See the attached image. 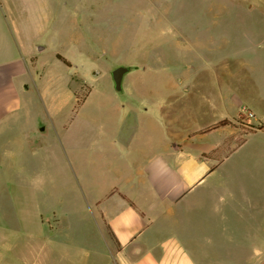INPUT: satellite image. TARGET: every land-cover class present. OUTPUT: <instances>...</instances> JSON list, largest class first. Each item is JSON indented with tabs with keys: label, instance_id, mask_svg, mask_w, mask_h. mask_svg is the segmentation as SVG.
<instances>
[{
	"label": "rangeland",
	"instance_id": "374dc122",
	"mask_svg": "<svg viewBox=\"0 0 264 264\" xmlns=\"http://www.w3.org/2000/svg\"><path fill=\"white\" fill-rule=\"evenodd\" d=\"M0 17L25 61L34 43L33 70L18 78L23 109L4 119L18 124L0 135V264H118L88 197L115 160L108 124L152 138L159 123L180 139L241 116L235 94L264 110V0H0ZM253 148L231 160L247 178ZM225 200L241 211L222 222V264H263L253 236L264 234V190Z\"/></svg>",
	"mask_w": 264,
	"mask_h": 264
},
{
	"label": "crops",
	"instance_id": "0c3cea01",
	"mask_svg": "<svg viewBox=\"0 0 264 264\" xmlns=\"http://www.w3.org/2000/svg\"><path fill=\"white\" fill-rule=\"evenodd\" d=\"M11 33L0 17V135L8 124H18L4 119L23 109L18 78L33 70L34 43L23 48L25 61ZM232 98L238 115L247 108L254 116L227 117L228 124L207 130L221 118L188 130L180 139L162 136L159 123L149 125L152 138H142L138 129L125 134L123 126L108 124L115 160L99 183L90 182L88 197L115 235L118 264H222V222L226 215L241 211L239 204L225 199L236 189L264 190V110L236 94ZM120 106L123 116L128 107ZM141 108L138 111L146 110ZM90 124L95 132L101 131L96 122ZM37 130L43 133L39 126ZM98 140L94 137L100 147ZM80 143L79 138L73 144ZM249 144L254 147L251 178L231 163ZM235 175L241 179H233ZM259 237L264 239V234L253 236Z\"/></svg>",
	"mask_w": 264,
	"mask_h": 264
},
{
	"label": "water",
	"instance_id": "95a60500",
	"mask_svg": "<svg viewBox=\"0 0 264 264\" xmlns=\"http://www.w3.org/2000/svg\"><path fill=\"white\" fill-rule=\"evenodd\" d=\"M41 49H43V48H41ZM129 71H130V67L129 66H125V65H121V66L115 68L112 71V77H113V80H114V83H115V89L117 91H120V92L123 91V80H124V76ZM44 130H45V128H42V131H44Z\"/></svg>",
	"mask_w": 264,
	"mask_h": 264
},
{
	"label": "trees",
	"instance_id": "16d2710c",
	"mask_svg": "<svg viewBox=\"0 0 264 264\" xmlns=\"http://www.w3.org/2000/svg\"><path fill=\"white\" fill-rule=\"evenodd\" d=\"M228 123H229V120L224 119V120H222L220 123H218V124H216V125H214V126L208 128L207 130H209V129H211V128H214V127H217V126H220V125H225V124H228ZM251 130H253V129H251ZM108 228H109V227H108ZM109 232H110V234H111L113 240L115 241L117 247H119L118 242L116 241L115 235L112 233V231H111L110 228H109Z\"/></svg>",
	"mask_w": 264,
	"mask_h": 264
},
{
	"label": "built area",
	"instance_id": "2783aa9c",
	"mask_svg": "<svg viewBox=\"0 0 264 264\" xmlns=\"http://www.w3.org/2000/svg\"><path fill=\"white\" fill-rule=\"evenodd\" d=\"M247 118H252L254 116V113L250 111L249 109L244 110Z\"/></svg>",
	"mask_w": 264,
	"mask_h": 264
}]
</instances>
